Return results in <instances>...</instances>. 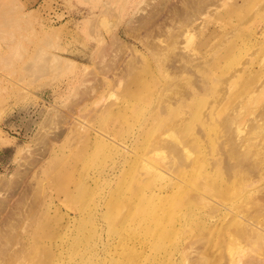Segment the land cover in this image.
<instances>
[{
  "label": "rangeland",
  "instance_id": "374dc122",
  "mask_svg": "<svg viewBox=\"0 0 264 264\" xmlns=\"http://www.w3.org/2000/svg\"><path fill=\"white\" fill-rule=\"evenodd\" d=\"M153 2L0 0V180H20L0 199L29 192L0 264L207 256V185L227 179L207 168L230 134L264 119V0H208L175 46L148 50L129 24ZM170 59L182 70L162 65ZM112 63L121 86L86 95L113 80ZM169 133L189 160H169Z\"/></svg>",
  "mask_w": 264,
  "mask_h": 264
},
{
  "label": "bare ground",
  "instance_id": "6f19581e",
  "mask_svg": "<svg viewBox=\"0 0 264 264\" xmlns=\"http://www.w3.org/2000/svg\"><path fill=\"white\" fill-rule=\"evenodd\" d=\"M207 1L155 0V2L148 4L147 11L138 20H134L135 18L133 17L132 23L129 24L130 34L135 36L148 50L156 45H162L164 48L175 46L179 39V32L192 26L195 22V13L207 6ZM164 10H166V16L163 17ZM123 46L125 44L118 42L117 49L119 52L123 49ZM177 55L173 54V57ZM177 57L179 58V56ZM114 65L112 63L106 66L108 68L106 72H111L110 75L113 76V80L107 79V76L99 79L95 87L91 88L86 95H93V92L103 88L106 84L108 86L116 85L115 87L118 88L121 86V78L129 72L133 65L129 61L125 62V69L121 78H115L121 69L116 68V65ZM162 65L174 72L179 69L182 70V66H177L173 59L162 62ZM163 70L166 69L164 68ZM260 115L264 118V112ZM229 121L226 120L225 123ZM226 126L232 128L231 126L229 127V124H226ZM248 127L252 132L249 129L246 132L250 131L251 135L248 133L249 136H245V138L242 136V138L239 137L237 139L230 134L225 142L222 141L221 151L219 152L224 158L215 161L212 164L213 168H210L211 170L207 168V173L217 170L221 174H226L227 179L223 184L227 186L222 185L220 188H210L207 185V256L199 253L196 259L193 256V260L192 256H188L190 249H192V245L189 242L187 250L182 255V259L185 261H187L188 257V260L191 258L192 262L189 263L187 261V264H264V186H257L256 184L259 180H255L257 177L264 180V119L260 122L259 118V120L253 122L250 126L248 125ZM83 129L87 131L85 127ZM93 132L98 134L95 130ZM230 133H234L233 130H230ZM167 143L170 149L167 148L170 151L167 152L173 154L170 157L171 155L168 153L169 160H172L175 156H183V161L189 160L190 153L184 145H181L178 135L174 133L167 134ZM207 175L211 176V174ZM179 183L181 187L191 186L190 184H185L184 180H179ZM19 184L20 180H17V182L0 180V190L12 195V191L14 192ZM235 184L237 189L239 187H237V184H240L239 188L242 189L241 193L237 192L239 194L238 197L231 196V194L234 195V191H239H233ZM26 193L23 192L22 196L18 197L17 200L15 199L16 201L12 204L8 202L7 198V201L0 199V258L8 250L6 248L8 243L10 244V240H8L7 236L11 235L10 232L13 233L12 230L16 226V221L21 217L23 218L29 210L25 206V201L27 202L26 195L29 192ZM10 235L8 236L9 239Z\"/></svg>",
  "mask_w": 264,
  "mask_h": 264
}]
</instances>
